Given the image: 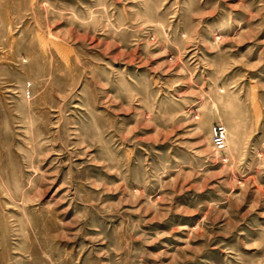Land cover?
I'll list each match as a JSON object with an SVG mask.
<instances>
[{
  "label": "rangeland",
  "instance_id": "374dc122",
  "mask_svg": "<svg viewBox=\"0 0 264 264\" xmlns=\"http://www.w3.org/2000/svg\"><path fill=\"white\" fill-rule=\"evenodd\" d=\"M0 264H264V0H0Z\"/></svg>",
  "mask_w": 264,
  "mask_h": 264
},
{
  "label": "built area",
  "instance_id": "2783aa9c",
  "mask_svg": "<svg viewBox=\"0 0 264 264\" xmlns=\"http://www.w3.org/2000/svg\"><path fill=\"white\" fill-rule=\"evenodd\" d=\"M213 145L217 150H223L227 144V130L223 124H216L213 127Z\"/></svg>",
  "mask_w": 264,
  "mask_h": 264
}]
</instances>
